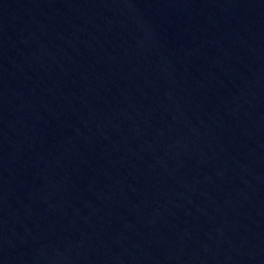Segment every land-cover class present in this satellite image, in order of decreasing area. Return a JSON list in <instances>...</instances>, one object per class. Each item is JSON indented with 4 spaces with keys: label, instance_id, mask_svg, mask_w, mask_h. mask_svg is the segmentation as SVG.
Here are the masks:
<instances>
[{
    "label": "water",
    "instance_id": "1",
    "mask_svg": "<svg viewBox=\"0 0 264 264\" xmlns=\"http://www.w3.org/2000/svg\"><path fill=\"white\" fill-rule=\"evenodd\" d=\"M0 264H264V0H0Z\"/></svg>",
    "mask_w": 264,
    "mask_h": 264
}]
</instances>
